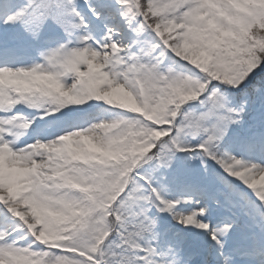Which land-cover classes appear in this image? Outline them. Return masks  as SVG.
Instances as JSON below:
<instances>
[{"label":"snow or ice","instance_id":"obj_1","mask_svg":"<svg viewBox=\"0 0 264 264\" xmlns=\"http://www.w3.org/2000/svg\"><path fill=\"white\" fill-rule=\"evenodd\" d=\"M0 264H264V0H0Z\"/></svg>","mask_w":264,"mask_h":264}]
</instances>
